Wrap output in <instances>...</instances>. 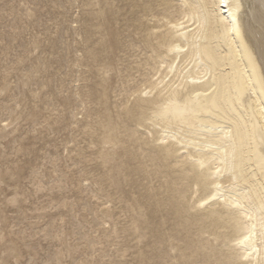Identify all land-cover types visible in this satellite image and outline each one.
I'll return each mask as SVG.
<instances>
[{"label":"bare ground","instance_id":"obj_1","mask_svg":"<svg viewBox=\"0 0 264 264\" xmlns=\"http://www.w3.org/2000/svg\"><path fill=\"white\" fill-rule=\"evenodd\" d=\"M131 8L135 126L105 121L137 264H264V0Z\"/></svg>","mask_w":264,"mask_h":264},{"label":"rangeland","instance_id":"obj_2","mask_svg":"<svg viewBox=\"0 0 264 264\" xmlns=\"http://www.w3.org/2000/svg\"><path fill=\"white\" fill-rule=\"evenodd\" d=\"M132 3L0 0V264H137L105 121L135 126Z\"/></svg>","mask_w":264,"mask_h":264}]
</instances>
